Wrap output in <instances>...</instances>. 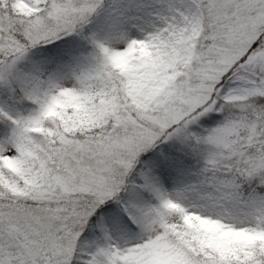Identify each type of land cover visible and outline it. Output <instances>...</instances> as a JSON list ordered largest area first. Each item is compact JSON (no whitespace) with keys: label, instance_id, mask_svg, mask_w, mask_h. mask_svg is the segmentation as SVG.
<instances>
[{"label":"snow or ice","instance_id":"6c2138e0","mask_svg":"<svg viewBox=\"0 0 264 264\" xmlns=\"http://www.w3.org/2000/svg\"><path fill=\"white\" fill-rule=\"evenodd\" d=\"M0 264H264V0H0Z\"/></svg>","mask_w":264,"mask_h":264}]
</instances>
